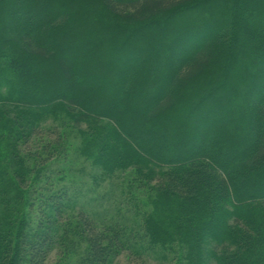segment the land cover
Masks as SVG:
<instances>
[{
  "label": "trees",
  "instance_id": "trees-1",
  "mask_svg": "<svg viewBox=\"0 0 264 264\" xmlns=\"http://www.w3.org/2000/svg\"><path fill=\"white\" fill-rule=\"evenodd\" d=\"M64 118L94 182L145 193L135 226L73 213ZM78 242L264 264V0H0V264Z\"/></svg>",
  "mask_w": 264,
  "mask_h": 264
},
{
  "label": "rangeland",
  "instance_id": "rangeland-1",
  "mask_svg": "<svg viewBox=\"0 0 264 264\" xmlns=\"http://www.w3.org/2000/svg\"><path fill=\"white\" fill-rule=\"evenodd\" d=\"M62 124L61 127L69 141L64 160L69 174L64 184L68 186L70 194H73L74 190L80 193L78 195L79 208L73 213H78L81 208L97 222L118 221L128 227L135 226V223L140 219L139 216L146 210L147 201L143 196L145 193L136 192L138 197L130 195L129 190H126L130 189L127 185L126 189H122V180L124 179L121 177H116L121 180H106L102 184L94 182L92 177L95 175L96 168H93L91 160L87 156L89 153L86 150L81 151L82 136L76 129L71 131L66 118ZM133 198L136 201H131ZM140 235L143 236L142 232ZM144 241L146 242V240ZM84 249L85 245L83 246L81 242L73 247L70 246L68 251L59 249L53 254L51 263L58 261L64 264H79L84 259ZM60 252L63 253L61 257H59ZM140 259L135 254L127 252L116 258L112 264H140L143 261L147 264H173L171 260L174 259V255L169 256V259L166 260L160 251L148 250L144 252L143 259Z\"/></svg>",
  "mask_w": 264,
  "mask_h": 264
}]
</instances>
